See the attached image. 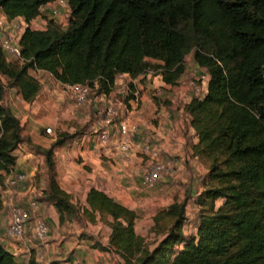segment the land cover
I'll return each mask as SVG.
<instances>
[{
	"label": "trees",
	"instance_id": "trees-1",
	"mask_svg": "<svg viewBox=\"0 0 264 264\" xmlns=\"http://www.w3.org/2000/svg\"><path fill=\"white\" fill-rule=\"evenodd\" d=\"M48 1L0 0V9L29 22ZM68 4L65 28L53 18L44 27H25L19 38L23 63L13 62L0 46V74L18 83L27 101L40 89L33 67L62 83L87 82L108 93L118 73L136 76L151 66L150 58L159 61L162 79L175 84L193 50L194 61L209 74L203 96L183 104L197 135L193 153L209 159L207 184L196 198V232H184L183 201L156 211L146 235L135 231V210L101 189L88 190L83 213L93 220L98 212L106 220L108 243L124 264H264V0ZM5 91L0 79V98ZM20 128L19 118L0 103V186L2 171L15 163L13 150L27 139ZM60 142L58 137L49 147L36 146L48 167ZM46 194L60 211L75 212L53 172ZM168 216L172 221H160ZM0 264L23 262L0 241Z\"/></svg>",
	"mask_w": 264,
	"mask_h": 264
},
{
	"label": "crops",
	"instance_id": "crops-1",
	"mask_svg": "<svg viewBox=\"0 0 264 264\" xmlns=\"http://www.w3.org/2000/svg\"><path fill=\"white\" fill-rule=\"evenodd\" d=\"M63 9L56 14L59 19L63 18ZM35 18L38 22L42 20ZM41 23L45 22L42 20ZM32 73L40 83L34 98L26 101L20 93L10 92L9 102L6 103L19 118L20 133L27 138L13 150V167L33 174L38 172V184H43L40 174L45 156L36 146L49 147L61 133L62 142L53 148L52 172L59 187L69 194L75 212L60 211L51 199L44 200L39 196L38 214L48 224V234L43 241L36 239L31 219L25 232L30 239L29 253L19 242L18 257L23 264H55L63 258H77L80 264H124L119 253L108 243L110 226L99 219L98 212H95L93 220L83 213V208L88 206L87 192L91 187L101 189L134 209L137 214L135 231L141 235L148 234L153 223L152 216L166 206L163 196L171 190L168 181L177 172L181 177L187 174L185 172L205 169L202 165L200 168L199 159L192 150L197 135L189 123V115L183 105L172 101L171 91L161 88L174 84L166 83L160 72L152 75L150 73L153 72L148 70L136 76L118 73L110 92L98 91L89 99V110L77 107L69 92L60 89L62 82L49 71L40 69ZM125 80H132L131 85L140 90L138 107L128 97L124 98V110L115 117V121L108 125L102 123L98 119V109L106 104L110 96L117 95L118 86ZM122 119L136 122L138 137L155 143L160 155L171 160L172 172H167L154 188H146L141 180V172L149 161V151L138 146L123 150L119 146L124 138L119 130ZM46 126L51 127L50 132L44 130ZM74 130H78L75 135L72 133ZM102 130H108V139L100 138ZM64 132L70 134L63 135ZM47 186L43 188V197ZM142 203L146 207L147 218L144 229H141L143 221H139L141 212L138 210ZM5 224V213L0 211V232H3ZM0 241L10 251L16 247L15 242L8 239L0 237ZM30 259L33 261L30 262Z\"/></svg>",
	"mask_w": 264,
	"mask_h": 264
},
{
	"label": "built area",
	"instance_id": "built-area-1",
	"mask_svg": "<svg viewBox=\"0 0 264 264\" xmlns=\"http://www.w3.org/2000/svg\"><path fill=\"white\" fill-rule=\"evenodd\" d=\"M69 9L68 0H51L39 7V14L36 17L42 20L38 22L36 18L27 21L23 16L17 15L13 17L0 9V46L11 60L23 63L26 59L22 56L19 38L21 33L27 26L41 27L45 26L49 18H53L60 13L61 8ZM39 68H32L37 72ZM132 80L122 82L117 88V94L123 98V102L115 96H110L102 109L98 110V119L105 124H111L115 121V117L119 115L120 108L124 105V98H129L135 104L141 101V94L138 88L133 87ZM62 88L70 91L73 100L77 104L86 102L90 85L87 82L62 83ZM46 132L51 131L50 126L44 128ZM120 133L124 138L120 141L119 146L123 150H128L133 146L141 147L144 151H149V161L141 172V180L146 188H154L164 178L167 172H172L171 160L168 157L160 155L159 147L150 141H146L138 137L139 126L134 121L122 119L119 122ZM100 138L105 140L109 138L108 130H102ZM3 182L0 186L1 194V213H5L6 224L3 232H0L2 239H8L15 242L16 247L12 252L19 255V242L26 248L25 252L29 253V238L25 232L28 223L33 219V235L38 240H45L49 231L46 221L38 214L39 196L43 191L39 184L36 183L34 174L9 166L7 170H3ZM41 189V190H40ZM33 217V218H32ZM55 264H80L77 258H63Z\"/></svg>",
	"mask_w": 264,
	"mask_h": 264
},
{
	"label": "rangeland",
	"instance_id": "rangeland-1",
	"mask_svg": "<svg viewBox=\"0 0 264 264\" xmlns=\"http://www.w3.org/2000/svg\"><path fill=\"white\" fill-rule=\"evenodd\" d=\"M69 11L70 10L67 7H65L63 9V11L61 12L63 15L62 19H59V15H55L54 16L55 18L53 17L55 23L58 24L60 27L65 28L67 26V22H68ZM10 59H12V58H10ZM148 61H149L151 66L146 71L150 70L151 72H153V73H150L152 75L158 73L160 70H159V67L156 66V64L159 63V61L156 59H152V58L148 59ZM13 62H15V60ZM184 64H185V69H184L183 73L180 74V76L178 77L175 84L168 87V88L167 87L166 88L161 87L166 92L171 91L170 97H171L172 101L177 103L179 106L183 105L182 103H184L185 101H188L190 99V97L193 95L203 96V94L206 91L207 81L209 78V74H208L207 70L203 67H199L196 64V62L194 61L193 50H190L189 52L186 53L185 58H184ZM140 74H142V73H140ZM0 79L2 80L3 84L7 88V91H5L3 96L0 98V103H3L5 106H7L6 103L9 102L10 92L13 94L20 93L21 92L20 86L18 85V83H15V82L10 83L11 82L10 78H8L5 75L0 74ZM53 83H54V81H53ZM90 87H91V89H90L88 98H87L85 103L77 104L74 101L76 103L77 107L86 108L88 110H89V108L91 109V106H89V99H91V97L95 96V94L98 93V89H97L96 85H93ZM8 89L10 91H8ZM60 89L62 90L63 88L60 87ZM64 91H66V90H64ZM67 92H69V94L71 95L70 91H67ZM20 95H21V93H20ZM165 96H166V94H165ZM21 97H22V95H21ZM116 98L118 100L120 99V101L123 102V98L120 95L117 94ZM164 99H166V98H164ZM139 103H138V105H139ZM138 105H137V107H138ZM103 107H104V105L102 107H100L99 109H102ZM122 110H124V105L120 108V113ZM97 114H98V111H97ZM77 131L78 130H74L72 132L73 135L77 134ZM82 131H84V129ZM66 134H70V133L69 132L63 133V135H66ZM61 135L62 134L60 133L59 138ZM64 137L65 136H63V138ZM44 162H45V164H44ZM44 162L42 164L43 170H42V173L40 174L41 177L43 178L44 183L39 184V187L42 190H43L45 185H48L47 183L49 180V176L52 173V166L48 167V165L46 164L45 158H44ZM199 162H200V168L203 166L205 169L208 170L207 165L209 164V159L199 158ZM205 169L201 168L199 171L198 170L197 171H189V173L185 172L187 174L182 175L181 177L179 176V174L177 172L176 175L174 176V178H171L170 181H168L169 186H171L170 192L165 193L163 196L164 205H166V206L168 204H170L171 202H173L174 200L180 201V202L183 201L185 203L186 218L184 220L183 228L187 234L195 233L198 222H199V205L196 202V198H197L198 191L203 189V187L206 186V184H207V182H206L207 170H205ZM47 188H48V186L46 187V189ZM40 194H41L40 197L43 198L44 200L49 199L47 197V194L44 197L42 196L43 191ZM221 201H222V199H218L216 201V203L219 204ZM145 209H146V207H144L143 203L138 208V210H140V212H141V214L139 216L141 219L139 221H143L142 222L143 224L141 225V229L145 228L144 221H146V219H147L145 216ZM152 220H153V216H152ZM102 221H103V223L106 224V222H105L106 220L102 219ZM160 221H172V218L170 216H168V217L163 218Z\"/></svg>",
	"mask_w": 264,
	"mask_h": 264
}]
</instances>
